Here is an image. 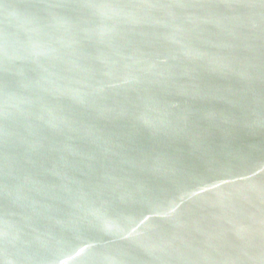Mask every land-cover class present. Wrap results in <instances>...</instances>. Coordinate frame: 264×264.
Masks as SVG:
<instances>
[{
	"label": "water",
	"instance_id": "obj_1",
	"mask_svg": "<svg viewBox=\"0 0 264 264\" xmlns=\"http://www.w3.org/2000/svg\"><path fill=\"white\" fill-rule=\"evenodd\" d=\"M0 264H264V0H0Z\"/></svg>",
	"mask_w": 264,
	"mask_h": 264
},
{
	"label": "snow or ice",
	"instance_id": "obj_2",
	"mask_svg": "<svg viewBox=\"0 0 264 264\" xmlns=\"http://www.w3.org/2000/svg\"><path fill=\"white\" fill-rule=\"evenodd\" d=\"M173 211H175V209H173ZM149 219L147 216H145L143 219L139 220L138 222H136V226L138 227L140 224H143L145 220ZM108 227H111V224L106 225ZM132 232H135V228H132ZM132 233L130 232L129 235H131ZM81 253H86V249L85 248H81L80 252L77 253V255H80Z\"/></svg>",
	"mask_w": 264,
	"mask_h": 264
}]
</instances>
